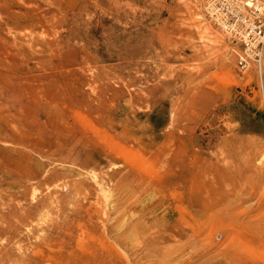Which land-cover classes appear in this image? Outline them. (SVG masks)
I'll use <instances>...</instances> for the list:
<instances>
[{"label":"rangeland","instance_id":"obj_1","mask_svg":"<svg viewBox=\"0 0 264 264\" xmlns=\"http://www.w3.org/2000/svg\"><path fill=\"white\" fill-rule=\"evenodd\" d=\"M204 4L0 0V253L264 264V59Z\"/></svg>","mask_w":264,"mask_h":264},{"label":"built area","instance_id":"obj_2","mask_svg":"<svg viewBox=\"0 0 264 264\" xmlns=\"http://www.w3.org/2000/svg\"><path fill=\"white\" fill-rule=\"evenodd\" d=\"M210 23L234 44L237 67L245 71L264 59V0H205Z\"/></svg>","mask_w":264,"mask_h":264},{"label":"bare ground","instance_id":"obj_3","mask_svg":"<svg viewBox=\"0 0 264 264\" xmlns=\"http://www.w3.org/2000/svg\"><path fill=\"white\" fill-rule=\"evenodd\" d=\"M194 23L197 27V34L201 39L207 40V42L213 43L215 46H221V40L217 35H214L205 24H202L200 21L201 15L195 9L193 11ZM235 51V49L233 48ZM236 52V51H235ZM225 65L231 64L227 58H224ZM188 202V201H187ZM11 238H9V243H11ZM9 248L5 247V251L0 253V264H53V262L45 259V250L42 247L41 243L35 244V246L22 247L19 246L18 249L20 252L15 254L8 250ZM58 262L55 264H66L65 256L61 254Z\"/></svg>","mask_w":264,"mask_h":264}]
</instances>
